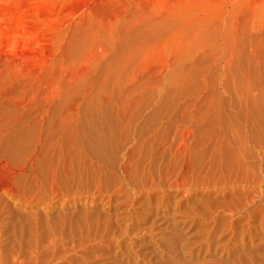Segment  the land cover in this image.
Listing matches in <instances>:
<instances>
[{"label":"rangeland","instance_id":"1","mask_svg":"<svg viewBox=\"0 0 264 264\" xmlns=\"http://www.w3.org/2000/svg\"><path fill=\"white\" fill-rule=\"evenodd\" d=\"M263 141L264 0H0V264H264ZM232 188L236 237L204 203ZM161 189L182 203L149 230Z\"/></svg>","mask_w":264,"mask_h":264},{"label":"bare ground","instance_id":"2","mask_svg":"<svg viewBox=\"0 0 264 264\" xmlns=\"http://www.w3.org/2000/svg\"><path fill=\"white\" fill-rule=\"evenodd\" d=\"M89 135H91V134H89ZM97 135V134H96ZM98 135H100V133L98 134ZM89 138V137H88ZM102 138H104V137H102ZM107 138H112V136L110 135L109 137H107L106 136V140H108ZM98 139H100L101 140V138H100V136H98ZM257 139H259V138H257ZM103 140V139H102ZM105 140V139H104ZM105 140V141H106ZM112 140V139H111ZM83 141V140H82ZM91 141V140H90ZM110 141V140H109ZM258 142H259V140H258ZM264 142V141H263ZM104 143V142H103ZM107 143H108V141H107ZM106 143V144H107ZM110 143V142H109ZM83 144V143H82ZM99 143H97V145H98ZM257 144V143H256ZM94 145H96V144H94ZM104 146H106L105 145V143L103 144ZM255 145V144H254ZM264 145V144H263ZM109 146V145H108ZM107 146V147H108ZM257 146V145H256ZM91 147V146H90ZM90 147H88V148H90ZM110 147H112V146H110ZM109 147V148H110ZM98 148V147H97ZM104 148V147H103ZM112 148H114V147H112ZM111 148V149H112ZM253 148V147H252ZM258 148V147H257ZM100 149V148H99ZM82 150V149H81ZM87 150V149H86ZM92 150V152H91V155H92V157H90V158H94V159H96L97 160V162H102V160H104V159H106V158H104L103 156L104 155H100L101 153H99L100 151H96L95 149L93 150V149H91ZM264 150V149H263ZM260 151V150H259ZM240 152V151H239ZM261 152V151H260ZM264 152V151H263ZM82 153V152H81ZM240 154H241V152H240ZM251 154V153H250ZM256 154V153H255ZM105 155H107V154H105ZM259 155H261L260 153H259ZM108 156V155H107ZM110 156V155H109ZM112 156V155H111ZM244 157V156H243ZM87 158V157H86ZM89 158V159H90ZM111 158H113V157H111ZM115 158V157H114ZM50 159L52 160V157H50ZM259 161H261L262 162V165H261V163H259L260 165H261V169H260V167H259V170H258V172L261 170V172H262V174L264 175V154H263V156L262 157H260L259 156ZM59 160V159H58ZM61 160V159H60ZM109 160H111V159H109ZM108 160V161H109ZM90 161V160H89ZM107 161V160H106ZM112 161V160H111ZM258 161V162H259ZM61 162V161H60ZM113 162V161H112ZM257 162V163H258ZM91 163V162H90ZM241 163V162H240ZM35 164H36V162H35ZM62 164V163H61ZM101 164V163H100ZM258 164V165H259ZM63 165V164H62ZM61 165V166H62ZM99 165V164H98ZM245 165V164H244ZM31 166H33V165H31ZM95 166H97V165H95ZM257 166V165H256ZM34 167V166H33ZM48 167V166H47ZM35 168H37V167H35ZM50 168V167H49ZM99 168H101V166H99ZM113 168V167H112ZM241 168V167H240ZM31 169V168H30ZM33 169V168H32ZM39 169V168H38ZM48 169V168H47ZM47 169H45L46 170V174H45V176H49L51 173L52 174H55V173H57L58 171H59V169H58V167L56 168V169H52L51 170V172H49L50 171V169H49V171H47ZM182 169V168H181ZM180 169V170H181ZM62 170V169H61ZM60 170V171H61ZM108 170V169H107ZM233 170V169H232ZM99 171V170H98ZM247 171V170H246ZM34 172V171H33ZM35 172H38V171H35ZM39 172H40V170H39ZM61 172H63V171H61ZM105 172V171H104ZM180 172V171H179ZM248 172V171H247ZM32 173V172H31ZM181 173V172H180ZM33 174V173H32ZM39 174V173H38ZM42 174V173H41ZM44 175V174H43ZM179 175V174H178ZM183 175H184V173H183ZM182 174H180L179 176H183ZM263 175H261V176H263ZM113 176V175H112ZM46 177V178H47ZM178 178H180V177H178ZM188 178V177H187ZM264 178V177H263ZM39 176L38 175H35L34 176V178H32V184L34 185V186H37L36 185V182L37 183H39ZM176 180L178 181V179H175V181H173L172 183H171V185L169 186L170 188H172V191H174V193H177V192H179L186 184H185V182H186V180L184 181V177L182 178V179H180L177 183H176ZM191 180V179H190ZM189 180V181H190ZM169 183V184H170ZM175 183V184H174ZM187 183V182H186ZM262 183V182H261ZM39 185H40V183H39ZM56 184H54V186H55ZM208 185V184H207ZM167 186V185H166ZM204 186V185H203ZM56 187V186H55ZM193 187V186H192ZM191 186H190V184L189 185H187V188H186V190L184 191V194H183V197L186 199V200H194L193 198L195 197V195L196 194H199V193H197L196 192V194H195V190H193L194 188H192ZM243 187V186H242ZM192 188V189H191ZM207 188V187H206ZM244 188V187H243ZM249 188V187H248ZM174 189V190H173ZM196 189V188H195ZM245 189V188H244ZM247 189V188H246ZM250 189V188H249ZM252 189V188H251ZM150 190V189H149ZM157 190V189H156ZM161 190H163V189H161ZM198 190V189H197ZM158 191V190H157ZM156 191V192H157ZM208 191V190H207ZM239 190L238 189H236V188H232V189H230L227 193L225 192V196H230V198L228 199V200H221V201H219L218 199V201L214 198V197H210V199H208V201L206 202V199H205V201H204V203H206V207L205 208H207L208 210H211V212H209V214L211 215L212 213L213 214H215V215H217V216H214L213 214L210 216L211 217V220H212V222H213V225H212V230H217L218 229V231H219V229H225V225H226V231H228L229 233L228 234H230L231 236H234V234H235V232H236V230H235V232H234V230H233V228H232V226H235L236 224H231V225H228V224H225V219H226V215L224 216L223 214H222V216H220L219 214H220V212H222V213H232V214H234V213H242L243 214V212H242V210L244 209H242L241 208V204H244V205H246V204H248L249 203V197L248 196H250V195H248L247 197H246V195H244V196H242V195H240V193L243 191V190H241L240 191V193L238 192ZM246 191V190H245ZM142 192V191H141ZM159 192H161V191H159ZM158 192V193H159ZM206 192V191H205ZM204 192V193H205ZM239 194H238V193ZM244 192V191H243ZM248 192V191H247ZM154 193V192H153ZM203 193V194H204ZM238 194L237 196H235V194ZM152 194V192H148L147 191V195L146 196H142V193L140 194V195H138V197H135V198H132L131 197V199H129L128 201H127V203H128V205H129V208L127 209V211H126V214H128V217L126 216V214L123 216L124 218H125V216H126V218H125V221H127L126 219L128 218V221L130 220L131 222H132V220H133V223H134V225L132 226V227H135L138 231H141V230H144V229H142L141 227H140V224H139V221L137 220L138 218L137 217H139V216H136V215H139V213L137 214V212L135 211L134 212V209L132 208V206L133 205H135V203L137 204V203H139V205H141L142 204V206H140V207H143V205H144V208H145V206H147L148 207V204L151 202V200H152V198H151V195ZM195 194V195H194ZM207 194V193H206ZM209 194V193H208ZM245 194H247L246 192H245ZM251 194V193H250ZM262 194H263V192H262ZM192 195L194 196V197H192ZM256 195V194H255ZM136 196V195H135ZM207 196V195H206ZM224 197V196H223ZM254 197H256L257 199H258V204H257V202H256V204H257V206L255 205L254 206V208L252 207V209L250 208V204L251 203H249L248 204V209L250 208V210H243L245 213L244 214H246L245 215V217H246V219H245V221L246 220H253V222H254V217H256V216H260V219H258V217H257V219L259 220V223H257L258 224V227H256L258 230H257V233H255L256 235L260 232V231H262V230H264V196L263 195H261V194H258L257 196H254ZM195 198H197V197H195ZM200 198V197H199ZM198 198V199H199ZM227 198V197H226ZM250 198H251V196H250ZM198 199H197V203H195L194 204V202L195 201H191V203H190V201H189V204H192V202H193V204L192 205H196L197 204V207H198V205L201 207V206H203L204 207V205H202L201 203H202V198H201V202H199L198 201ZM252 199H254V198H252ZM113 200V199H112ZM115 200V199H114ZM175 199H174V196L168 191V190H163L162 191V193H161V195H160V198L158 199V200H156L157 202H155V207L153 208V209H151V212L153 213V218L152 217H150V222L148 221V223H149V230H150V228H153L155 225H156V223H157V221H160L161 219H163L164 218V216H165V214L168 212V210L169 209H172L173 207H175V206H179L181 203H182V201H181V203L179 202L180 201V199H178V200H176V201H174ZM183 200V199H182ZM196 200V199H195ZM247 200H249V201H247ZM109 202V201H108ZM110 202H112V201H110ZM109 202V203H110ZM185 202V201H184ZM250 202H252V201H250ZM254 202V201H253ZM255 202H254V204H255ZM124 203V202H123ZM185 204H188V201H187V203L185 202ZM253 204V205H254ZM127 205V206H128ZM191 205V206H192ZM244 205L242 206V207H244ZM181 206V205H180ZM189 207L188 208V206H185V207H187V209L185 208L184 209V211H183V213H185V211L187 212V210L188 209H190L188 212H190V211H192L191 213H195L196 211L197 212H200V213H202V214H200L199 215V213H195V215L196 214H198L199 215V217H202V218H204V219H207L206 218V215L205 214H203V212L202 211H200L201 210V208H203V207H201V208H199L198 207V210H197V207L195 208V210L194 209H191V208H194V207ZM183 208H184V206H183ZM180 210V209H179ZM182 210V209H181ZM149 211H150V208H149ZM148 211V212H149ZM170 211V210H169ZM172 212H173V210H171ZM230 211V212H229ZM116 212H117V210H116ZM114 213V212H113ZM136 213V214H135ZM142 213V212H141ZM174 213H176V212H174ZM190 213V214H191ZM194 213H193V216H195L194 215ZM119 214V213H118ZM118 214H117V216H118ZM123 214V213H122ZM178 214V213H177ZM188 213H186V214H184V215H187ZM190 214H188V216L190 215ZM241 214V215H242ZM258 214V215H257ZM260 214V215H259ZM120 215V214H119ZM145 215H147V214H145ZM151 215V214H150ZM149 216V215H148ZM187 216V217H188ZM191 216V215H190ZM176 217V216H175ZM208 217V216H207ZM209 217V218H210ZM238 217V216H237ZM148 218V217H147ZM177 218H179L180 219V217H177ZM186 218V217H185ZM201 218V219H202ZM228 218V217H227ZM109 219V218H108ZM146 219V218H145ZM192 219H193V217H192ZM229 219H230V217H229ZM257 219H256V222H257ZM147 220V219H146ZM170 220V222L172 221V219H169ZM199 220H200V218H199ZM208 220V219H207ZM104 221V220H103ZM110 221V220H109ZM120 221V220H119ZM179 221V220H178ZM183 221H185V220H182V222ZM193 221H194V223H195V219H193ZM228 221H230V220H227L226 222H228ZM247 221V222H248ZM146 222V221H145ZM142 223H144V222H142ZM197 223H199V222H197ZM203 223V222H202ZM205 223V222H204ZM169 224V223H168ZM173 225H175V223H172ZM172 224H170L171 226H172ZM187 223L185 222V225H186ZM189 224V223H188ZM191 224V223H190ZM205 224H207V223H205ZM204 224V225H205ZM248 224V223H247ZM126 225V224H125ZM108 227H113V225L111 226V225H109V222H108V225H107ZM124 226V225H123ZM122 226V227H123ZM196 226H198V224L196 225ZM203 226V225H202ZM206 226V225H205ZM205 226H203V228L205 227ZM128 227V225H126L124 228H127ZM131 227V228H132ZM175 226H173V228H174ZM186 227V226H185ZM185 227H184V229H185ZM198 227H200V226H198ZM140 228H141V230H140ZM169 228V227H168ZM175 228H177V225H176V227ZM211 228H209V229H211ZM236 228V227H235ZM106 229H107V227H106ZM112 229V228H111ZM128 229V228H127ZM155 229V228H154ZM183 229V230H184ZM200 229V228H199ZM173 230V229H172ZM201 230H204V229H201ZM239 230V229H238ZM105 231V230H104ZM107 231H109V228H108V230ZM114 231V230H113ZM116 231V230H115ZM114 231V232H115ZM126 231V230H125ZM175 231V230H174ZM178 231V230H177ZM112 232V231H111ZM118 232V231H117ZM116 232V233H117ZM200 231H198V233H199ZM225 232V231H224ZM178 233V232H177ZM263 233V232H262ZM114 234V233H113ZM127 234V233H126ZM184 234V233H183ZM117 235V234H116ZM119 236H121V234L119 233L118 234ZM180 235V234H179ZM229 236V235H228ZM227 236V237H228ZM229 237V238H227V241H229L230 240V238H233V237ZM234 237H236V236H234ZM209 238H210V236H209ZM250 238V237H249ZM142 239V238H141ZM180 239V238H179ZM130 240V239H129ZM143 240V239H142ZM187 239H184L183 241H186ZM132 241V240H131ZM144 241V240H143ZM142 241V242H143ZM175 241V240H174ZM178 241V240H177ZM182 241V240H181ZM188 241V240H187ZM250 241V240H249ZM173 242V241H172ZM179 242V241H178ZM177 242V243H178ZM190 242V241H189ZM203 242H204V240H203ZM246 238H245V236L244 235H241V238H240V240H239V242L238 243H240L241 244V246L242 247H244V245L246 246ZM252 242V241H251ZM133 243V242H132ZM138 243V242H137ZM144 243V242H143ZM182 243V242H181ZM186 243V242H185ZM184 243V244H185ZM199 243V242H198ZM201 243V242H200ZM211 243V242H210ZM229 243V242H228ZM178 244H180V242L178 243ZM183 244V243H182ZM195 244V243H194ZM202 244V243H201ZM207 244H209V241H208V243ZM236 244V243H235ZM248 244V243H247ZM133 245V244H132ZM174 245H175V243H174ZM173 245V246H174ZM187 245V244H186ZM249 245H251V244H249ZM134 246V245H133ZM138 246H139V244H138ZM197 246V245H196ZM200 246V245H199ZM203 246H204V244H203ZM209 246V245H208ZM233 246H234V243H233ZM232 246V247H233ZM236 246V245H235ZM238 246V245H237ZM237 246H236V249H237ZM240 246V245H239ZM238 246V247H239ZM241 246H240V248H241ZM141 247H143V246H141ZM192 247V246H191ZM226 247H229V245H227V242H226V246L224 247V248H226ZM131 248V247H130ZM187 248V247H186ZM132 249V248H131ZM141 249V248H140ZM145 249V248H144ZM205 249V248H204ZM227 249H232V248H227ZM146 250V249H145ZM165 250V249H164ZM169 250V249H168ZM190 250V249H189ZM201 250V249H200ZM207 250V249H206ZM214 250V249H213ZM233 250V249H232ZM170 251V250H169ZM176 251V250H175ZM178 251V250H177ZM181 251H182V249H181ZM191 251H192V249H191ZM190 251V252H191ZM235 252L237 251V250H234ZM143 252H145V251H143ZM141 253V252H139L141 255L143 254V255H145L144 253ZM172 253H173V251H171ZM179 252V251H178ZM229 252V251H228ZM124 253V252H123ZM194 253V252H193ZM204 253V252H203ZM210 253V252H209ZM226 253V252H225ZM259 253V252H258ZM140 254H138V255H140ZM156 254V253H155ZM170 254V253H169ZM190 254V253H189ZM195 254V253H194ZM140 255V256H141ZM142 255V256H143ZM147 255V254H146ZM171 255V254H170ZM254 255V254H253ZM130 256V255H129ZM136 256H137V254H136ZM173 256V255H172ZM193 256V255H192ZM138 257V256H137ZM184 257V256H183ZM210 257V256H209ZM140 258V257H139ZM143 258H146V257H144L143 256ZM156 258V257H155ZM237 258V257H236ZM134 259V258H133ZM131 260H132V257H131ZM156 260V259H155ZM158 261V260H157ZM87 262V261H86ZM90 262V261H89ZM131 262H133V261H131ZM152 262V261H151ZM70 263V262H69ZM85 263V262H84ZM151 264V263H150ZM156 264H157V262H156ZM187 264V263H186Z\"/></svg>","mask_w":264,"mask_h":264}]
</instances>
